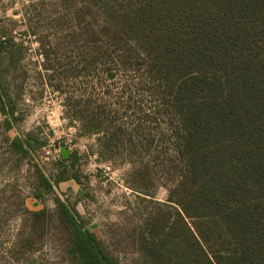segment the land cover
<instances>
[{"label": "rangeland", "instance_id": "1", "mask_svg": "<svg viewBox=\"0 0 264 264\" xmlns=\"http://www.w3.org/2000/svg\"><path fill=\"white\" fill-rule=\"evenodd\" d=\"M92 1L0 0V264H86L64 206L118 264H149L147 241L174 218L176 151L151 62L111 41L102 60L79 57L103 36L104 7L116 17L160 1ZM70 104L84 120L101 113L102 129L82 134Z\"/></svg>", "mask_w": 264, "mask_h": 264}, {"label": "trees", "instance_id": "2", "mask_svg": "<svg viewBox=\"0 0 264 264\" xmlns=\"http://www.w3.org/2000/svg\"><path fill=\"white\" fill-rule=\"evenodd\" d=\"M159 1L116 17L104 7L103 36L79 52L83 62L92 53L102 60L111 41L151 62L157 113L176 151L168 174L178 169V178L168 194L174 218L145 256L149 264H264V0ZM70 107L82 134L102 129L101 113L84 120L83 108ZM12 146L27 155L31 142ZM64 208L85 263L118 264Z\"/></svg>", "mask_w": 264, "mask_h": 264}, {"label": "water", "instance_id": "3", "mask_svg": "<svg viewBox=\"0 0 264 264\" xmlns=\"http://www.w3.org/2000/svg\"><path fill=\"white\" fill-rule=\"evenodd\" d=\"M62 153L64 154V156L67 155V150L65 148L62 149Z\"/></svg>", "mask_w": 264, "mask_h": 264}]
</instances>
